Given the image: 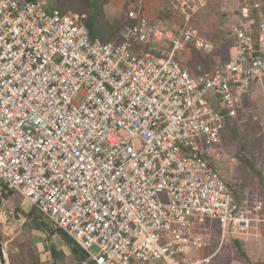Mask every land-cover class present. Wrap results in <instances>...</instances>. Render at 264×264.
<instances>
[{
    "label": "built area",
    "instance_id": "obj_1",
    "mask_svg": "<svg viewBox=\"0 0 264 264\" xmlns=\"http://www.w3.org/2000/svg\"><path fill=\"white\" fill-rule=\"evenodd\" d=\"M211 1L185 0L181 24L140 6L114 43L84 15L0 0V196L29 201L82 264H210L217 252L191 256L206 246L196 223L219 224L221 245L264 223L215 167L225 118L264 83V1L242 7L229 59L194 74L177 56L214 45L185 6Z\"/></svg>",
    "mask_w": 264,
    "mask_h": 264
},
{
    "label": "rangeland",
    "instance_id": "obj_2",
    "mask_svg": "<svg viewBox=\"0 0 264 264\" xmlns=\"http://www.w3.org/2000/svg\"><path fill=\"white\" fill-rule=\"evenodd\" d=\"M35 1H44L49 6H53L56 0ZM184 1L109 0V4L105 6L104 10L108 20L115 21L124 17L128 6H130L129 9L132 11L141 6L151 21L162 20L159 18L162 17L178 24L183 22L185 18L182 12ZM256 1L258 0H213L206 8L196 7L193 3H190L193 6L192 9L185 6L190 16V24L197 27L202 37L214 45V51L209 54L211 55L212 63L208 67V71H211L218 63L229 59L232 47L236 42L232 29L238 23L239 12L246 3ZM232 3H236L238 9L234 12H227L225 7L232 6ZM183 52L179 54L181 55L180 59L183 65L187 67L191 51ZM191 71L195 72L194 70ZM257 96L258 100L255 102L258 103L256 105L249 100L250 93L248 92L239 104L237 116L225 118L223 153L217 162L219 168L221 165L230 167V169L228 168V173H223V177L233 189V192L236 193L238 199L240 196L242 200L245 199L244 201H246L247 199L250 202V204H244L245 208L248 207L250 209L255 206L256 202L264 201V90L262 92L259 91ZM17 199L15 205L14 202L9 201L0 206V225L5 234V245L9 258L11 252L14 254L15 264H22L21 255L22 253L24 254L26 246L28 247L26 238L31 235L32 229L26 224V219L16 213V207L20 208V205H22L24 209L28 207L26 210L29 211L31 204L29 201L25 202L24 198L19 195ZM34 212L38 216L39 222L46 225L48 230H53L54 227L45 217L38 211ZM30 223L35 225L33 222ZM255 225L264 226V223H254L253 226ZM252 229L250 232L254 231ZM260 229H264V227H260ZM193 232L206 245L202 249L192 251L191 256L194 259L205 254V252L216 251L221 244L220 226L210 220H207L206 224L202 226L196 223ZM241 233L231 232L210 264H248V259L242 257L240 253V251L246 253L244 237L239 235ZM263 236L260 237L262 240Z\"/></svg>",
    "mask_w": 264,
    "mask_h": 264
},
{
    "label": "trees",
    "instance_id": "obj_3",
    "mask_svg": "<svg viewBox=\"0 0 264 264\" xmlns=\"http://www.w3.org/2000/svg\"><path fill=\"white\" fill-rule=\"evenodd\" d=\"M29 1H35V0H29ZM264 1V0H261ZM237 3V2H236ZM236 3L233 4L232 6H226V10H237L238 6L236 7ZM109 4V0H56L55 4L53 6H49L51 9H60L63 12H74V13H79L81 15L86 16L85 24L86 27L89 30L90 36L93 39H100L104 42H114V43H119L120 42V34L121 31L128 27V26H133L135 25L138 21L134 18L131 17V12L132 10L129 9L130 6L126 8V12L124 14V17L122 19H117L115 21H110L106 17L105 13V6ZM236 7V8H235ZM140 9V6L136 8V12H138ZM146 15L145 12L142 9L141 15ZM162 19L164 22H169L168 20L159 17ZM173 24H177L173 21H170ZM182 23V22H181ZM178 23V24H181ZM185 51H191V56L188 60L187 67H185L180 59L181 55L177 56V60L188 70H194L195 72H191L194 74H201V73H208L211 71H208V67L211 65V55L202 53L195 49L193 46L189 45ZM185 51L183 53H185ZM206 68H204V67ZM201 68L202 71H198V69ZM18 195L14 193L13 191L9 189H5L2 195L0 196V206H2L5 202H14V205L17 202ZM26 202V200L24 199ZM25 204V203H24ZM22 208V209H20ZM20 208L16 207V213L23 218L26 219V222H33L35 226L38 228H41V230H45L48 232L50 236H55L59 235L66 243L67 245L71 248L72 252L75 254V256L78 259L82 258V251L80 248L72 241L71 238H69L62 230L53 228V230H48L46 225H44L42 222L38 221V216L35 214L34 211H37L34 207L31 206L29 211L28 207H24L20 205ZM34 210V211H32ZM0 236L4 244L6 243L5 241V234L3 232L2 226L0 225ZM242 257H245L246 259L247 256L244 252L240 251ZM10 259L12 261V264H15V257L14 254L10 252Z\"/></svg>",
    "mask_w": 264,
    "mask_h": 264
},
{
    "label": "crops",
    "instance_id": "obj_4",
    "mask_svg": "<svg viewBox=\"0 0 264 264\" xmlns=\"http://www.w3.org/2000/svg\"><path fill=\"white\" fill-rule=\"evenodd\" d=\"M227 12H234V11L233 10H230V11L227 10ZM237 21L239 22V19ZM262 90H264V83L254 86L252 88V90L249 91V93H250L249 100L252 103L257 105L258 102H255L258 100L257 94L259 91L262 92ZM223 132H224V130L221 133L222 141H221V144L218 148L219 151H221V153H223V148H222ZM217 162L218 161L215 162V167L223 177V173H228L229 172L228 170L230 169V167H228L227 165H221V167L219 168V166L217 165ZM263 167H264V165H263ZM263 172H264V168H263ZM263 178H264V174H263ZM234 197H235V200L243 206H244V204H247V203L250 204V202L247 201V199H246V201H244L245 199L242 200V198H240V196L238 199L236 193H234ZM258 202H260V201H258ZM211 222L215 223L214 221H211ZM26 224L29 225V227L32 230L30 232L31 235L26 238V242L28 243V247L26 246V249H24V254L22 253V255H21V263L22 264H82L83 263V261L85 259V254L83 253V251L81 249L80 250L82 251L83 256L81 259H78L75 256V254L72 252L71 248L67 245V243L59 235H55L52 237L48 234L47 231L41 230V228H37L35 225H32L30 222L29 223L26 222ZM204 224H206V222L203 224H199V225L202 226ZM260 227H264V226L255 225V226L251 227V229L253 228L252 230H254V231L250 232L251 229H249L247 232L245 231V232H242L241 234H239L241 237H244V245L246 248L245 254H246L248 261H249L248 264H264V236H263V240H262V238H260L262 235H264V229H260ZM193 235H195L194 232H193ZM220 247H221V244H220V246H218L216 251L211 252V253L205 252V254L201 255L198 258H203V257L213 255L214 253L219 251ZM90 264H92V263H90Z\"/></svg>",
    "mask_w": 264,
    "mask_h": 264
},
{
    "label": "water",
    "instance_id": "obj_5",
    "mask_svg": "<svg viewBox=\"0 0 264 264\" xmlns=\"http://www.w3.org/2000/svg\"><path fill=\"white\" fill-rule=\"evenodd\" d=\"M0 263L1 264H11L9 255L6 250V245L2 241L1 236H0Z\"/></svg>",
    "mask_w": 264,
    "mask_h": 264
},
{
    "label": "bare ground",
    "instance_id": "obj_6",
    "mask_svg": "<svg viewBox=\"0 0 264 264\" xmlns=\"http://www.w3.org/2000/svg\"><path fill=\"white\" fill-rule=\"evenodd\" d=\"M1 264V263H0Z\"/></svg>",
    "mask_w": 264,
    "mask_h": 264
}]
</instances>
